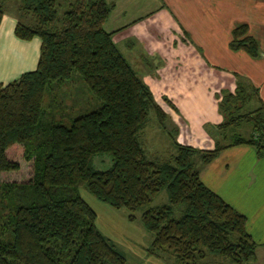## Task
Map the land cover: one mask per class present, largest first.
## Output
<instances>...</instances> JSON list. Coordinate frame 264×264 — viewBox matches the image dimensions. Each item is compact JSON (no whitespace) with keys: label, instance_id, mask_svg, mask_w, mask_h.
I'll list each match as a JSON object with an SVG mask.
<instances>
[{"label":"trees","instance_id":"obj_1","mask_svg":"<svg viewBox=\"0 0 264 264\" xmlns=\"http://www.w3.org/2000/svg\"><path fill=\"white\" fill-rule=\"evenodd\" d=\"M6 1L0 0V19ZM15 1L13 34L38 37L40 45L32 71L0 84V177L9 178L0 180V264H125L95 227L79 186L113 208L140 211L141 226L152 236L147 254L169 257L170 264L253 259L257 243L245 230V216L199 174L226 147L250 145L264 155L257 89L234 74L233 91L215 94L222 119L212 148L179 144L167 114L103 29L113 1ZM227 46L257 56L244 22L230 30ZM74 79L78 85L68 88ZM89 95L99 101L94 109ZM149 113L171 139L167 156L148 157L141 145ZM102 153L110 165L94 169L91 159ZM24 165L28 172L20 179ZM162 189L167 202L149 205ZM176 206L181 209L174 217Z\"/></svg>","mask_w":264,"mask_h":264},{"label":"crops","instance_id":"obj_2","mask_svg":"<svg viewBox=\"0 0 264 264\" xmlns=\"http://www.w3.org/2000/svg\"><path fill=\"white\" fill-rule=\"evenodd\" d=\"M106 1L114 7L103 29L167 114L177 143L212 148L217 134L208 135L204 126L221 122L215 94L233 91L234 74L255 87L264 104V6L249 23L245 6L234 0ZM14 7L5 5L0 19V84L32 71L38 57V37L21 40L13 34ZM242 22L257 42L255 57L227 46L230 30ZM199 177L245 216V230L257 243L247 264H264V155L250 145L226 147L200 168Z\"/></svg>","mask_w":264,"mask_h":264},{"label":"rangeland","instance_id":"obj_3","mask_svg":"<svg viewBox=\"0 0 264 264\" xmlns=\"http://www.w3.org/2000/svg\"><path fill=\"white\" fill-rule=\"evenodd\" d=\"M235 3H241L245 6V16L249 23H255L259 16V13L263 9L264 0H234ZM18 4L15 0L6 1L4 7L7 4ZM13 9V8H12ZM13 13L15 19H19V13L17 7H14ZM22 20V18H21ZM210 65V62H206ZM75 76H77L75 74ZM78 82H80L77 76ZM77 80L74 79L72 83H68L67 87L72 88L78 85ZM90 96V95H89ZM91 97V96H90ZM91 101V109L96 108L99 105V101L93 97ZM68 102L69 100L66 99ZM243 126V125H242ZM208 135H212L213 132H217L213 125L204 126ZM248 131L245 126L240 130V133L244 135ZM140 140L146 155L154 156H167L173 152L171 139L165 131H163L155 122L151 113L148 114V120L146 125L140 131ZM16 152L14 155H16ZM91 164L94 169H105L110 165V156L106 153L95 154L91 159ZM28 168L26 165L22 167L20 179L26 178ZM1 179H9L6 177H0ZM78 194L80 198L93 210L95 214L94 225L98 231L108 238L115 247L123 254L125 264H170L169 257L163 256L156 257L149 255L146 252V248L151 241V233L144 230L139 220L140 211H129L126 208H113L110 205L97 200L93 197L83 186H79ZM166 192L164 189L160 190L151 200L149 205H158L166 203ZM180 206L173 208L172 215L177 217L180 213ZM132 215L133 219H128V215ZM218 258V257H217ZM214 258L217 262H221V259ZM169 260V261H168ZM171 262V261H170ZM227 264V263H225ZM250 264V263H249Z\"/></svg>","mask_w":264,"mask_h":264}]
</instances>
